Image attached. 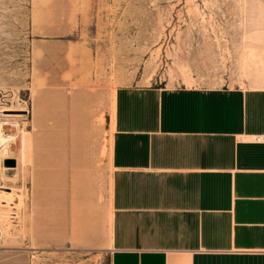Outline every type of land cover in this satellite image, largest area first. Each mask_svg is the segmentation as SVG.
I'll return each instance as SVG.
<instances>
[{"label": "rangeland", "instance_id": "374dc122", "mask_svg": "<svg viewBox=\"0 0 264 264\" xmlns=\"http://www.w3.org/2000/svg\"><path fill=\"white\" fill-rule=\"evenodd\" d=\"M263 75L264 0H0V264H109L118 87Z\"/></svg>", "mask_w": 264, "mask_h": 264}, {"label": "crops", "instance_id": "0c3cea01", "mask_svg": "<svg viewBox=\"0 0 264 264\" xmlns=\"http://www.w3.org/2000/svg\"><path fill=\"white\" fill-rule=\"evenodd\" d=\"M110 162L109 264H264V75L118 87Z\"/></svg>", "mask_w": 264, "mask_h": 264}, {"label": "bare ground", "instance_id": "6f19581e", "mask_svg": "<svg viewBox=\"0 0 264 264\" xmlns=\"http://www.w3.org/2000/svg\"><path fill=\"white\" fill-rule=\"evenodd\" d=\"M6 111H9L10 109H5ZM3 129H4V125L2 123H0V134L3 133ZM3 138V137H2ZM1 175V174H0ZM5 198H7V195H5L4 193H2L0 191V200L3 201L5 200Z\"/></svg>", "mask_w": 264, "mask_h": 264}]
</instances>
